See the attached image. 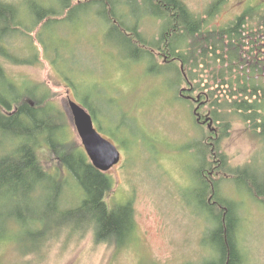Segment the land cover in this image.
Returning a JSON list of instances; mask_svg holds the SVG:
<instances>
[{
  "label": "rangeland",
  "instance_id": "rangeland-1",
  "mask_svg": "<svg viewBox=\"0 0 264 264\" xmlns=\"http://www.w3.org/2000/svg\"><path fill=\"white\" fill-rule=\"evenodd\" d=\"M4 1L16 4L30 1L40 8L43 2L47 5L48 0ZM50 1L57 10H61L65 2L49 0L48 3ZM180 1L195 17L209 20V31L228 27L250 8L255 9L254 16H259L258 10L264 5V0H227L210 18V7L217 0ZM109 2L91 6L89 11L76 13L74 19L51 23L43 30L44 22L33 33H28L27 38V42H33L38 49V63L32 66L5 64V69L17 87L49 97L64 113L65 140L70 149L85 152L67 110L68 100L95 113L91 114L95 128L122 156L121 162L108 172L114 188L107 200L110 205H133L134 240L119 251L114 245L97 243L93 232L87 228L85 232L74 233L50 231L45 237L23 244L25 233L40 228L36 222L38 216L34 219L28 214L45 210L52 199V191L47 188L58 186L57 177H53L54 181L46 183L44 192L38 195L24 192L17 204L10 192L0 191V264L218 262V242L209 239L218 224L203 205L205 188L199 177H211L212 183H219L221 196L239 205V237L245 264H264V203L254 200L243 183L233 180L238 171L250 168L261 176L256 177L258 184L264 185V141L254 123L244 121L229 106L243 100L241 95L232 96V93L239 92V86L246 79L264 84V33L256 36V30L247 28L243 32L246 38L240 45L241 59L235 62L230 61L234 56L226 49L219 54H225L227 63L223 59L218 62L208 59L206 64L199 60V63L192 62L197 63L196 67L183 66L153 47L148 49L153 57L144 61L141 51L139 57L135 48L120 47L108 40L110 30L99 13L113 9L126 25L137 27L148 44L160 41L164 23L146 13L141 0ZM72 3L76 5L77 0ZM57 17L61 20L64 15ZM39 35L51 48L49 53L40 44ZM214 38L216 35L210 38L212 43H215ZM16 42L26 43L22 39ZM190 43L187 41L185 49L177 52L189 55ZM151 63L161 72L151 71ZM173 83H177L176 87ZM260 95L257 100L263 103L264 109V92ZM187 96L198 98L203 120L208 115L213 119L211 129L210 122L198 123L194 114L197 104L184 99ZM244 99L255 101V98ZM27 100L35 105L33 98ZM260 112L264 115V110ZM9 139L0 131V141L5 142L6 151L11 148ZM220 155L226 159L224 169ZM39 156L47 172L60 175L66 181L58 208L79 207L84 193L77 179L61 166L48 145L40 148ZM210 163L213 165L209 169ZM15 210L28 212L27 219L21 218L26 223L25 230L18 222L11 221L8 214Z\"/></svg>",
  "mask_w": 264,
  "mask_h": 264
},
{
  "label": "trees",
  "instance_id": "trees-1",
  "mask_svg": "<svg viewBox=\"0 0 264 264\" xmlns=\"http://www.w3.org/2000/svg\"><path fill=\"white\" fill-rule=\"evenodd\" d=\"M48 1L47 5L43 2L44 6L39 8L30 4V1L16 4L0 0V131L11 138L9 151H6L5 142L0 141V191L10 192L17 204V200L24 192L38 195L39 192H44L47 182L49 183L51 179L54 181L53 177H57L58 186L54 189L50 186L47 188L52 191V199L45 206V210L40 213L29 212V217L35 219V216H38L36 222L39 223L37 225H40V228L33 233H25L23 244L32 243L38 240L36 239L38 237H45L50 231L66 230L68 233H74V231L85 232L88 228L93 232L97 243L114 245L121 251L131 244L136 234L133 205L108 203L107 198L114 188L113 179L97 170L83 150L70 149L65 140L64 113L49 100V97L40 96L34 90L27 91L17 87L5 69V64L32 66L38 63V49L33 42H27V38L44 22L43 30L51 23L74 19L76 13L79 14L86 9L89 11L91 6L97 7L101 3L110 4L109 0H77V4L73 5L74 0H65L61 4V10H57L53 7V2L48 3ZM141 1L146 13L164 23L161 39L156 44L149 43V45L138 32V28L126 25L121 17L116 16L113 9H107L99 14L110 30L107 35L108 40L120 47H133L138 55L141 51V58H144V61H149L153 57L150 56L153 53L148 50L153 47L152 49L164 52L171 61H178L183 66L191 64L192 67H196L197 63L194 65L192 62L201 61L206 64L208 59L215 62L223 59L224 63H227L228 61L224 59L225 54H219L226 49H229L230 55L234 56L230 61L235 62L241 59L240 45L246 38L243 32L248 28L253 32L256 30V36L264 33V5L258 10L259 16H254L252 12H255V9L250 8L228 27L209 31L207 29L209 20L195 17L180 0ZM226 1L217 0L210 7L209 17L212 18L215 11H218ZM211 10L213 11L210 13ZM63 15L64 18L58 20L57 16ZM254 23L258 25L254 27ZM214 35H216L215 43H212L210 38ZM20 39L25 40L26 43L19 45L16 41ZM187 41H191L190 46H193V49L190 47L191 53L179 54L177 51L184 50ZM39 42L49 53L51 48H48L41 35ZM151 65H153L151 71H160L153 63ZM257 82V80L249 82L246 79L245 83L239 86V92L232 93V96L241 95L243 100L234 101L229 106L236 114H240L244 121L253 122L264 141V115L260 112L264 110L263 103L257 100L264 92V84L258 85ZM176 85L177 83L174 84L175 87ZM233 88L232 85L231 89ZM28 97L34 99L35 105L30 104ZM245 97L255 98V101L251 103L245 100ZM91 114L95 113L91 111ZM45 144L58 158L61 166L77 179L80 190L84 193V200L79 207L67 210L58 208L66 181L60 175L50 174L43 167L39 150ZM220 158L224 169L227 164L225 156L220 155ZM205 162L203 160V165ZM212 165L213 163H210L207 166L210 169ZM238 172L240 173L237 177L233 178L235 183H243L254 200L260 199L264 203V185L258 184L256 180V177H261L259 173L252 172L250 168ZM199 180L205 188L203 205L218 224L217 229L209 236L210 240L218 242V262L203 264H245L246 256L239 237L241 225L239 205L226 197L223 198L219 183H212L211 177L206 179L199 177ZM26 213L28 212L15 210L8 215L12 218L11 221L18 222L25 230L26 223L21 218H26Z\"/></svg>",
  "mask_w": 264,
  "mask_h": 264
},
{
  "label": "water",
  "instance_id": "water-1",
  "mask_svg": "<svg viewBox=\"0 0 264 264\" xmlns=\"http://www.w3.org/2000/svg\"><path fill=\"white\" fill-rule=\"evenodd\" d=\"M67 110L91 164L100 172L107 174L121 162L120 150L95 128L94 117L86 108L69 99ZM195 113L198 114L197 110ZM207 122H210L208 127L211 129L213 121L207 119L205 123Z\"/></svg>",
  "mask_w": 264,
  "mask_h": 264
},
{
  "label": "flooded vegetation",
  "instance_id": "flooded-vegetation-1",
  "mask_svg": "<svg viewBox=\"0 0 264 264\" xmlns=\"http://www.w3.org/2000/svg\"><path fill=\"white\" fill-rule=\"evenodd\" d=\"M184 99H186L187 101H191V102H193V103H196L197 104V107H196V109L194 110V114H195V116H197V121H198V123H200V124H202V125H206V124H208L209 122H207V123H205L206 122V120L207 119H211L210 117H206L205 118V120H203V117H202V115L199 113V107H202L199 103H197L199 100H198V98H194V97H192V96H187V97H185ZM200 105V106H199ZM197 110V112H198V114H196L195 113V111ZM209 126V125H208ZM210 128V127H209ZM213 130V129H212Z\"/></svg>",
  "mask_w": 264,
  "mask_h": 264
}]
</instances>
